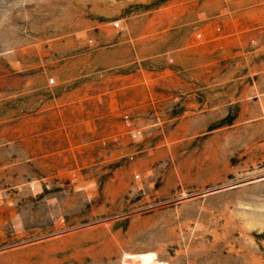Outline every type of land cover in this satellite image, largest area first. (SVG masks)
Returning a JSON list of instances; mask_svg holds the SVG:
<instances>
[{"label":"rangeland","instance_id":"rangeland-1","mask_svg":"<svg viewBox=\"0 0 264 264\" xmlns=\"http://www.w3.org/2000/svg\"><path fill=\"white\" fill-rule=\"evenodd\" d=\"M0 264H264V0H0Z\"/></svg>","mask_w":264,"mask_h":264},{"label":"built area","instance_id":"built-area-1","mask_svg":"<svg viewBox=\"0 0 264 264\" xmlns=\"http://www.w3.org/2000/svg\"><path fill=\"white\" fill-rule=\"evenodd\" d=\"M115 27L118 28V24H115ZM54 84V80H50L48 81V85H53Z\"/></svg>","mask_w":264,"mask_h":264}]
</instances>
